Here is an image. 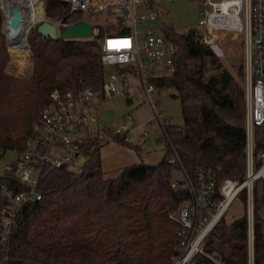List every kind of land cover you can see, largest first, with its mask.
I'll use <instances>...</instances> for the list:
<instances>
[{"label":"trees","instance_id":"obj_1","mask_svg":"<svg viewBox=\"0 0 264 264\" xmlns=\"http://www.w3.org/2000/svg\"><path fill=\"white\" fill-rule=\"evenodd\" d=\"M44 9L48 16L58 17L66 7L63 1L48 0ZM2 20L0 6V150L20 151L40 122L41 110L54 88H101L105 70L101 34L51 38L34 27L19 44H26L19 46L26 54L31 49V73L16 76L6 72L12 55ZM162 28L176 46L174 70L151 80L174 89L183 114L182 125H167L166 155L157 163H131L115 176L105 177L99 155L101 137L88 132L80 142L85 158L80 172L44 166L38 185L42 196L22 210L7 247H0V260L6 259L7 264H168L180 227L168 213L187 195L186 190L170 185L176 169L168 160L171 146L193 175L198 168H209L216 179L244 178L243 63L234 74L197 38L194 29ZM16 50L23 54L20 48ZM26 61L21 58L18 71ZM208 63L215 66L214 71L206 72ZM110 134L127 140L123 134ZM254 143L255 151L264 148V124L254 127ZM260 191H264V178L253 185L255 264H264V195ZM239 195L244 204L246 190ZM247 227L245 211L230 221L222 217L208 234L207 250L227 264H246Z\"/></svg>","mask_w":264,"mask_h":264},{"label":"built area","instance_id":"obj_2","mask_svg":"<svg viewBox=\"0 0 264 264\" xmlns=\"http://www.w3.org/2000/svg\"><path fill=\"white\" fill-rule=\"evenodd\" d=\"M47 1L44 0L43 15L36 24L44 19L50 20L58 32L72 23L88 20L93 25L91 37L101 34L104 79L100 89L84 86L78 90L61 91L54 88L50 93L51 100L41 110L40 122L25 138L22 150H0L2 249L7 247L14 224L25 206L41 198L38 185L45 165L65 166L67 169L71 166L76 173L82 170L80 142L88 133L86 125L98 117L93 98L107 99L115 94L129 97V71L136 78L133 85L141 90L140 101L150 104L157 129L164 138L167 137V121L151 97L156 87L151 78L174 70L176 46L160 29L154 31L152 27L144 30L142 44H139L136 29L137 20L144 23L163 16L165 11L158 7V0H59L64 2L66 11L58 17L45 13ZM2 3L0 0L3 11ZM137 3L148 5L147 11L140 12L138 17ZM219 30L240 32L243 36L245 175L242 180L229 176L216 179L209 168H198L193 175L184 167L176 148L171 146L168 160L176 166L179 176L172 177L170 185L174 189L186 190L187 195L176 210L168 213L180 224L178 240L168 264H227L218 254L207 250L206 239L243 189L248 203L246 264H255L253 185L256 180L264 178V148L255 151L254 143V127L264 124V0H204L195 34L218 53L213 45L217 44L214 33ZM124 117L127 122L115 126L111 133L123 134L127 138L131 116L125 113ZM147 124H151L150 119ZM147 134L144 129L140 136ZM0 264H7L6 259H1Z\"/></svg>","mask_w":264,"mask_h":264},{"label":"rangeland","instance_id":"obj_3","mask_svg":"<svg viewBox=\"0 0 264 264\" xmlns=\"http://www.w3.org/2000/svg\"><path fill=\"white\" fill-rule=\"evenodd\" d=\"M156 3L160 9L165 11V13L161 18H158L155 21L141 23L137 20L136 29L139 44H142L144 30L147 27L154 28V31L160 29V32L162 33V27L164 25L171 26L177 32H184L196 28L200 10L204 6V0H158ZM147 9L148 5L137 3L135 9L136 16L138 17L140 12L147 11ZM4 15L5 14H3V22L5 18ZM34 27L35 26L33 25L30 29ZM30 29L26 30L24 38L29 34L28 32L31 31ZM11 41L14 43L20 42L15 41L12 38ZM11 41L9 42L10 44L12 43ZM7 42L6 36V44L9 48L8 52L12 55L10 61L11 70L8 71L6 67V72L16 76L29 77L31 73V51H29V54H26L24 49L21 48L26 47V44L25 46H22L13 43L12 45L17 47H10ZM214 42L217 44L213 45V47L219 54L212 49L210 44H207L214 51L219 60L222 61L223 66L229 69L232 73L237 74L238 66L240 63H243L244 60L242 33L219 30L214 33ZM17 48H20L23 51V54H19L16 50ZM21 58H25L27 61L25 62L22 71H18L19 67H22ZM18 64H20L19 67ZM207 68L206 72L215 70V66L210 63H208ZM15 70L18 72H15ZM127 76L129 80L128 89L130 90V96L125 97L122 94H115L107 99H100L98 97L93 98V104L98 117L86 125L87 132H97L99 137H101L102 144L99 149V155L105 177L115 176L124 166L131 163L139 161L145 163H157L166 155V141L160 130L156 127L155 117L150 104L147 101H140L141 90L133 85L136 81L135 75L129 71ZM240 78H242L243 86V75ZM174 92L173 88L159 87L156 85L151 97L161 111L163 118L166 119L167 124L182 125L183 114L181 101L178 96L174 95ZM125 113H129L131 116L130 129L126 134L127 140L119 141L117 138L112 137L110 132L118 124L127 122L124 117ZM149 119L151 120L150 125L147 124ZM144 129L148 131V134L141 137L140 133ZM172 175L173 177L179 176L176 169H173ZM260 195H264L263 191H260ZM247 209V199L243 204L240 195H238L226 210L223 218L226 221H230L233 218L242 215Z\"/></svg>","mask_w":264,"mask_h":264},{"label":"bare ground","instance_id":"obj_4","mask_svg":"<svg viewBox=\"0 0 264 264\" xmlns=\"http://www.w3.org/2000/svg\"><path fill=\"white\" fill-rule=\"evenodd\" d=\"M43 3L44 0H3L2 8L5 14L4 32L6 36L8 35L7 43L9 46H10L9 42L11 41V38L14 39L15 41H20L19 43H14L11 41L12 42L11 44L23 43L25 39L23 34L25 33V31L30 29V27H32L33 25H35L36 22L43 15L42 14ZM16 8L20 9L22 20L17 27H12L10 24V19L13 16L12 10Z\"/></svg>","mask_w":264,"mask_h":264},{"label":"water","instance_id":"obj_5","mask_svg":"<svg viewBox=\"0 0 264 264\" xmlns=\"http://www.w3.org/2000/svg\"><path fill=\"white\" fill-rule=\"evenodd\" d=\"M124 12L126 10L124 9ZM12 17L10 19V24L12 27H17L18 24L21 22V11L20 9L16 8L12 10ZM93 25L88 20H81L75 23H72L62 30L57 32L55 23L50 20H42L36 24V30L40 32L44 36H49L51 38L61 37V38H88L93 35ZM3 31V30H2ZM4 33V31H3ZM5 38V36H4ZM6 43V38H5ZM7 46V44H6ZM31 51V49H30ZM10 54V53H9ZM37 133V132H36ZM81 161L84 162L85 158L81 157ZM71 166L68 167V170H71Z\"/></svg>","mask_w":264,"mask_h":264},{"label":"crops","instance_id":"obj_6","mask_svg":"<svg viewBox=\"0 0 264 264\" xmlns=\"http://www.w3.org/2000/svg\"><path fill=\"white\" fill-rule=\"evenodd\" d=\"M10 59H11V58H10ZM10 59H9V62H8V64H7V66H6L8 71L11 70ZM261 215L264 217V208L261 209Z\"/></svg>","mask_w":264,"mask_h":264}]
</instances>
